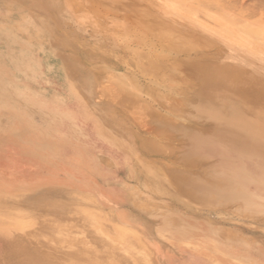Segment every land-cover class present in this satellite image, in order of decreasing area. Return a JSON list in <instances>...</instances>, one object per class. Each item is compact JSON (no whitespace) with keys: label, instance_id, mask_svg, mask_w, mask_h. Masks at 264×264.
Here are the masks:
<instances>
[{"label":"rangeland","instance_id":"obj_1","mask_svg":"<svg viewBox=\"0 0 264 264\" xmlns=\"http://www.w3.org/2000/svg\"><path fill=\"white\" fill-rule=\"evenodd\" d=\"M0 26V264L11 248H44L39 264H264V160L200 147L211 121L194 107L199 66L264 77V0H0ZM228 169L224 195L199 192ZM96 226L127 242H95Z\"/></svg>","mask_w":264,"mask_h":264},{"label":"bare ground","instance_id":"obj_2","mask_svg":"<svg viewBox=\"0 0 264 264\" xmlns=\"http://www.w3.org/2000/svg\"><path fill=\"white\" fill-rule=\"evenodd\" d=\"M10 1L13 4L14 3L16 4V0H10ZM16 24L18 23L16 22ZM23 24H24V27H26L27 23L24 22ZM163 28L170 31L172 35H174L175 32L176 33L179 32L177 30L178 27L174 25H169ZM11 32H12V27L0 26V41L2 38L6 37V35H10ZM4 53H5V50H4ZM1 55L3 54H1L0 52V56ZM1 63L0 65L2 66ZM234 69H232L228 63L225 65L223 64L221 66L215 65L213 63H209L204 66H199L198 68L194 70V77L197 78L198 82L200 83V90H201L202 97H203L194 107L197 111L204 113L208 117V119L211 121L209 130L205 134V136L203 137L198 136L199 138L196 137L195 140L197 143H199V146L203 148H205L206 145L211 148L213 145L223 143V144H226L225 146L227 147L228 151H231L232 149H237L238 151L240 150L242 153H245L246 155L255 156L256 159L257 157H262L261 160H264V141H263L264 131L260 129V128H264V114L262 115L260 114L259 115L260 117H258V119L251 118L248 115L249 110L245 109V107L242 106V103L244 102V98L248 96L249 94L253 95L254 101H251V102L249 100L246 101V104L248 106H251L250 103L254 104L256 102L257 103L264 102V89H263L264 77L262 76L259 77L256 71L252 73L251 70L246 69V67H244V70L242 71L239 69L238 70H234ZM223 75H225L226 78L224 77L222 78L223 79L222 80L220 76H223ZM10 91H12L11 86L6 82L1 81L0 82V95L1 94L8 95L7 93ZM122 94L123 93L118 92L117 94L113 95V97H115V99H118L120 95ZM2 102H5V101L2 100ZM229 110H234L235 114L230 115ZM257 111H260V110L257 109L254 112H257ZM115 112L116 111L110 110V114H114ZM254 117H257V116H254ZM170 121L168 120L167 122H170ZM102 130L103 132H105L106 134H110L111 136L114 134V130L111 129L109 126L108 127L105 126ZM187 135L189 136L188 133ZM186 139H188V137ZM183 156L184 155H182V157ZM6 165L8 167H7V170H5V172L8 173V171H10L11 173L12 171H15L16 167L13 164L7 163ZM142 166H144L143 163H142ZM231 175H233V173L232 171L228 169V171H226V174L224 176H214L206 180L204 184L200 185L198 190L203 195L211 193V192L213 194H218L220 196L224 195L226 192V189L225 188H222V189L215 188L212 183L220 181V182H223L224 185H228L230 184L231 180H233L231 178L232 177ZM140 176L141 178L142 177L146 178L144 173H141ZM174 182L178 184L181 195H185L186 191L189 190L190 187H194L192 186L194 184H190V182H187V180L185 181L183 179L182 180L179 179V182L177 180ZM54 190L55 192L56 191L60 192L57 198L58 203L60 205H65V202L68 201L67 200L68 197L73 196L72 195L73 191L71 190L59 189V188H56ZM88 204L90 205L91 202L87 201V205ZM56 209H57V206H56ZM66 214L67 215L70 214L74 216V213L68 209H66ZM84 216H86V219L93 221L96 224L98 223L100 225L106 224V220L110 217L108 213L102 210H96L93 214L88 213V214H85ZM55 223L60 225L62 222L55 220ZM92 230L93 231H90V233L95 239L94 240L95 242L101 241L102 243H110L111 238L112 240H117L122 245H124L127 242V237L126 238L121 237L123 229L118 228L116 230L109 231V229L106 226H96ZM117 230H118V236H120V238L115 237L117 236L116 235ZM30 231L32 230H27V232H30ZM35 234L39 235V233H35ZM82 240L85 241V239L83 238ZM87 241L89 242V239H87ZM62 243L65 244L67 243V241H63ZM41 245H43V243ZM46 253L47 252H45L44 248L42 252L28 250V249L26 250L25 248H11L10 250L6 251L5 260H8V262H13L14 264L15 263L16 264L17 263L19 264H39L38 263L39 260H41V258L44 257ZM69 253L70 255L66 257V260L64 262H78V261L83 260V258H86V254L83 252V250H80V251L71 250V252ZM128 256L127 258L129 257L131 258V256L129 257ZM121 258L119 257V259Z\"/></svg>","mask_w":264,"mask_h":264}]
</instances>
